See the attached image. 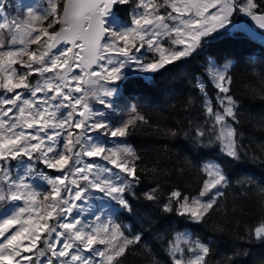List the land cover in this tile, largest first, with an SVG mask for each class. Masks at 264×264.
<instances>
[{
    "label": "snow or ice",
    "instance_id": "6c2138e0",
    "mask_svg": "<svg viewBox=\"0 0 264 264\" xmlns=\"http://www.w3.org/2000/svg\"><path fill=\"white\" fill-rule=\"evenodd\" d=\"M7 3L0 0V264H123L136 246L161 264L143 230L119 222L136 215L135 202H151L162 227L172 216L206 225L233 179L224 161L207 159L212 152L264 169V153L242 141L244 101L233 91L231 60L221 66L207 57L189 81L187 103L199 100V114L164 130L183 138L199 178L194 192L163 189L162 174L128 142L149 119L120 102L130 76L152 82L214 41L260 42L264 67V36L253 30L264 32V0H41L14 18ZM150 175L155 183L138 192ZM241 177L242 188L264 192V172L259 181L247 171ZM156 239L165 264H209L204 237L165 229ZM239 239L218 264H264V250L250 247L264 249V213Z\"/></svg>",
    "mask_w": 264,
    "mask_h": 264
},
{
    "label": "trees",
    "instance_id": "16d2710c",
    "mask_svg": "<svg viewBox=\"0 0 264 264\" xmlns=\"http://www.w3.org/2000/svg\"><path fill=\"white\" fill-rule=\"evenodd\" d=\"M14 12L17 15L26 13L24 10ZM119 18L125 20L126 12L121 10ZM257 35L262 36L258 33ZM261 52L262 45L258 41L248 43L214 41L204 53L179 63L158 75L152 82L143 81L135 76L127 78L120 102L137 104L141 114L148 117L150 124V126H141L128 137V142L142 156L148 168L155 167L157 172L162 174L160 183L165 191L179 186L194 192L199 184L195 170L185 159L187 153L181 147L183 138H169L164 135V130L182 127L190 118L199 114V100L195 101L192 108H189L187 103L192 98L189 81L193 73L199 74L203 71L201 66L205 65L209 55L213 56L221 66L229 60L232 61L230 71L234 76L233 91L244 101L239 126L242 141L250 152H255L257 155L264 153V127L259 125L260 116L264 114V67L261 66L259 59ZM252 53L257 57L255 63L249 59ZM211 94L213 93L210 92ZM207 159L224 161V166L233 177L232 184L225 190L221 208L212 216L208 224H190L181 217L172 216L171 220L162 227L155 206L143 199L135 202V216L131 219L125 218L127 214L119 217V222L128 225L133 232L143 230L145 241L153 250L156 259L161 260V264H165L167 254L156 237L158 234H163L165 229L187 231L206 238L211 242L212 247L209 264H218L225 254H231L243 243L239 237L246 226H255L264 213V192L249 185L242 188L237 182L238 178H242L241 174L244 171L255 176L259 181L264 169L247 161L246 169L241 168L236 163L226 160L218 149ZM154 183L153 177L147 176L139 186L138 192L145 191ZM248 188L251 190H247ZM217 225L222 230H215ZM250 247L253 252L264 250L257 244ZM123 264H149V260L143 247L136 246L123 258Z\"/></svg>",
    "mask_w": 264,
    "mask_h": 264
},
{
    "label": "rangeland",
    "instance_id": "374dc122",
    "mask_svg": "<svg viewBox=\"0 0 264 264\" xmlns=\"http://www.w3.org/2000/svg\"><path fill=\"white\" fill-rule=\"evenodd\" d=\"M40 3H41V0H8L5 14L8 15L10 18L18 17L21 15L20 14L17 15L14 11L24 10L26 12V10L29 7H37ZM237 19H240V18H237ZM48 171L50 172V174H55L53 170H48Z\"/></svg>",
    "mask_w": 264,
    "mask_h": 264
},
{
    "label": "water",
    "instance_id": "95a60500",
    "mask_svg": "<svg viewBox=\"0 0 264 264\" xmlns=\"http://www.w3.org/2000/svg\"><path fill=\"white\" fill-rule=\"evenodd\" d=\"M253 30H254V31H257L258 34L264 36V32H260L259 30H256V29L254 28V26H253Z\"/></svg>",
    "mask_w": 264,
    "mask_h": 264
}]
</instances>
